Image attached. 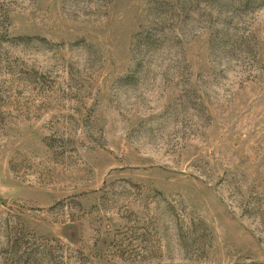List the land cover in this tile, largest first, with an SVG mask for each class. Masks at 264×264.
<instances>
[{
    "label": "rangeland",
    "instance_id": "374dc122",
    "mask_svg": "<svg viewBox=\"0 0 264 264\" xmlns=\"http://www.w3.org/2000/svg\"><path fill=\"white\" fill-rule=\"evenodd\" d=\"M0 264H264V0H0Z\"/></svg>",
    "mask_w": 264,
    "mask_h": 264
}]
</instances>
